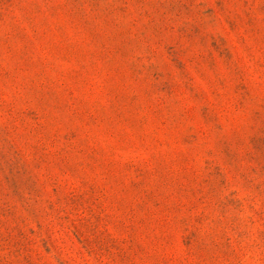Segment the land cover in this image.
<instances>
[{"label": "rangeland", "instance_id": "374dc122", "mask_svg": "<svg viewBox=\"0 0 264 264\" xmlns=\"http://www.w3.org/2000/svg\"><path fill=\"white\" fill-rule=\"evenodd\" d=\"M0 264H264V0H0Z\"/></svg>", "mask_w": 264, "mask_h": 264}]
</instances>
